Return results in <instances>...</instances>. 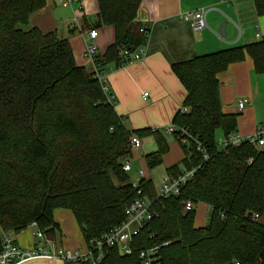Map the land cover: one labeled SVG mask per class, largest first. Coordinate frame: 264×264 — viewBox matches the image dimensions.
<instances>
[{"label":"trees","instance_id":"16d2710c","mask_svg":"<svg viewBox=\"0 0 264 264\" xmlns=\"http://www.w3.org/2000/svg\"><path fill=\"white\" fill-rule=\"evenodd\" d=\"M252 1L263 16L264 0ZM96 3L93 27L114 30L113 42L95 57L102 71L108 64L119 67L120 48L148 44L149 28L136 19L141 0ZM45 5L0 0V229L15 234L35 222L53 238V210L65 208L92 247L93 239L125 220L124 209L137 196L122 168L129 136L154 138L156 150L144 155L153 169L168 152L169 136L180 131L127 128L94 70L76 64L67 38L23 27ZM246 55L264 78V39L170 63L189 110L178 109L172 118L187 134L177 141L183 158L166 173L197 168L177 196L157 197L151 180L140 179L137 187L155 215L133 236L130 254L106 246L101 264H142L139 252L165 241L155 264H264V223L253 217L264 213V150L247 142L221 148L215 138L217 129L226 137L236 128L235 114L222 110L218 75ZM195 141L208 159L195 150ZM186 200L209 207L204 227L194 226V208L183 210Z\"/></svg>","mask_w":264,"mask_h":264},{"label":"crops","instance_id":"0c3cea01","mask_svg":"<svg viewBox=\"0 0 264 264\" xmlns=\"http://www.w3.org/2000/svg\"><path fill=\"white\" fill-rule=\"evenodd\" d=\"M81 3V9H78V2L73 1L71 5L76 6V11L83 13L85 5H90L91 1L81 0ZM58 4H60L59 0H46L44 8L30 16L28 24L44 32L54 31L57 36L67 38L76 64L90 71L93 66L85 55V42L87 30L95 28L94 22L88 23L87 18L82 15V21L79 19L78 23L77 17H74L73 21L67 19L63 30L60 31L57 28L58 18L52 13V9ZM197 8L207 10L205 20L208 27L193 31L180 19L179 15L185 10ZM136 19L149 28L146 56L138 62L122 67L108 64L102 70L106 75L107 94L114 98V109L129 129L164 130V127L171 124L176 111L183 106L186 92L172 72L171 62L264 39V15L256 14L252 0L230 2L141 0ZM222 23H224V34L220 35L218 28ZM75 28L79 30V33H75ZM95 29L97 30V54H102L113 42L114 30L112 26H100ZM256 32L260 34L259 38L255 36ZM218 80L222 110L224 113L236 116L234 132L242 136L253 133L258 125L264 123L263 76L254 71L253 62L246 55L242 61L230 64L226 71L218 75ZM143 93H147V96L143 97ZM243 98H246L248 102L242 109H238L237 103ZM139 138L140 146L131 149L130 154L124 159V162L128 161L130 166L126 171L128 178L131 179L130 183H138L142 178L151 180L148 175L150 169L146 165L144 155L156 150V142L151 135ZM168 148V152L162 156V163L156 166H162L165 175L166 168L178 163L184 156L181 146L180 152L173 143L168 141ZM127 181L129 182L128 179ZM53 219L58 225L56 234L53 238L45 234L52 244L69 250L81 252L88 250L80 228L69 209L55 208ZM257 220L264 223V213L259 215ZM35 230L34 226L28 225L18 233L9 235L20 247L31 249L36 244ZM2 235L3 232L0 229V238ZM21 264L65 263L58 259L37 258Z\"/></svg>","mask_w":264,"mask_h":264},{"label":"built area","instance_id":"2783aa9c","mask_svg":"<svg viewBox=\"0 0 264 264\" xmlns=\"http://www.w3.org/2000/svg\"><path fill=\"white\" fill-rule=\"evenodd\" d=\"M73 1L78 2V9L82 8L81 0H59L60 4L64 7L71 5ZM223 1L230 2L232 0ZM206 12L207 10L202 8L189 9L183 11L179 17L183 22L187 23L193 31H200L208 27L205 20ZM86 34L85 55L93 66L95 77L101 83L104 92L107 93L106 75L102 71H97V66L94 62L98 49L96 44L97 30L95 28L88 29ZM255 36L259 38L260 34L256 32ZM147 47L148 44L140 45L132 50H128L124 47L120 48L117 53L121 62L119 67L142 60L147 54ZM142 95L145 97L147 93H143ZM247 102L246 98L239 100L237 103L238 109H242ZM188 110L189 108L187 106H181L179 108L180 113H187ZM176 130L180 132L177 133L175 139L177 141H184L185 138L183 135L187 134L184 128H176L173 124L164 127V132L167 135H171ZM242 142H247L259 150H264V123L258 125L253 133L246 136H242L237 132L230 133L228 136L222 138L220 146L221 148L228 145L238 146ZM140 144L141 140L138 136L134 134L129 136L128 146L130 149L138 148ZM195 150L201 153L202 159H208V154L198 141L196 142ZM247 161L250 163L251 158ZM122 168L124 171L129 170L130 166L128 161L123 163ZM196 168L197 167H193L189 170L183 168L182 172L177 176L164 175L155 191L156 196L165 198L177 196L181 187L193 177ZM131 185L136 189L137 196L125 207V220L119 225L109 228L99 238L93 239L91 241L92 247L88 246L87 251L81 252L80 250H69L61 246H55L46 237L45 233L36 227V223L31 222L30 225L36 228L34 232L36 244L34 247L31 249L22 248L13 241L9 234L3 233L0 247V264H21L25 261L37 258L47 260L58 259L65 264H79L83 261H88L89 264H101L104 256L103 248L114 245L119 247L121 253L130 254L132 252L130 244L133 236L139 232L146 221L150 220L155 215V212L150 208L151 201L142 193V190L137 187V183L133 182ZM192 208L193 203L191 200L184 201V211ZM253 217L257 219L258 214L254 213ZM168 243V241H165L160 245H154L150 248L141 250L139 252V258L142 264H155L158 259V249Z\"/></svg>","mask_w":264,"mask_h":264},{"label":"rangeland","instance_id":"374dc122","mask_svg":"<svg viewBox=\"0 0 264 264\" xmlns=\"http://www.w3.org/2000/svg\"><path fill=\"white\" fill-rule=\"evenodd\" d=\"M84 1L85 0H83V2ZM90 1H91L90 5H85V7L83 9V13L80 11H76V6H74V5H70L67 7H63L60 4L56 5L52 9V13L56 18H58V25H57L58 30H60V31L63 30L67 19H71L73 21L74 17H77V21L79 23V19H80V21H82L81 20L82 15H84L87 18L88 23L95 22V14L97 13V4H96L95 0H90ZM23 27L27 28V27H29V25H24ZM75 33H79V30L76 28H75ZM222 136L223 135H222L221 131L219 129H217L215 131V138H216V142L218 145L221 143ZM168 141H169V143H173L176 146V148L181 152L180 146H179V144L175 138H173L172 136H169ZM132 151H134V150H132ZM155 168H153L155 170L150 169V171L148 172V175L151 178L153 185H154V189L156 191V189L158 188V186L160 184L161 178L165 175V172H164V168H162V166L155 167ZM151 170H153V171H151ZM128 180L130 182V180H131L130 177L128 178ZM193 208H194V220H193L194 226L204 227L207 224L209 207L202 202H198V203L193 205Z\"/></svg>","mask_w":264,"mask_h":264},{"label":"water","instance_id":"95a60500","mask_svg":"<svg viewBox=\"0 0 264 264\" xmlns=\"http://www.w3.org/2000/svg\"><path fill=\"white\" fill-rule=\"evenodd\" d=\"M218 33L220 35H223L224 34V23H222V25L218 28Z\"/></svg>","mask_w":264,"mask_h":264}]
</instances>
